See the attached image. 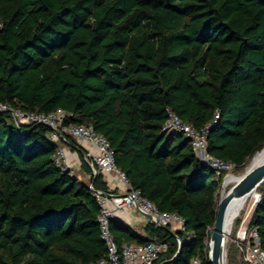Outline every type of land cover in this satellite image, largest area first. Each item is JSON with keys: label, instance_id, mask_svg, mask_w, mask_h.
Returning a JSON list of instances; mask_svg holds the SVG:
<instances>
[{"label": "trees", "instance_id": "obj_1", "mask_svg": "<svg viewBox=\"0 0 264 264\" xmlns=\"http://www.w3.org/2000/svg\"><path fill=\"white\" fill-rule=\"evenodd\" d=\"M0 104L70 113L110 143L135 190L184 220L173 231L115 219L119 245L157 241L167 249L155 264H209L226 172L163 127L171 110L207 128V152L235 175L263 150L264 0H0ZM17 124L0 112V264H97L107 249L89 186L113 193L104 175L74 138ZM60 147L78 150L85 180L56 163ZM257 192L249 228L264 251ZM227 264H247L240 246Z\"/></svg>", "mask_w": 264, "mask_h": 264}, {"label": "built area", "instance_id": "obj_2", "mask_svg": "<svg viewBox=\"0 0 264 264\" xmlns=\"http://www.w3.org/2000/svg\"><path fill=\"white\" fill-rule=\"evenodd\" d=\"M10 112L17 125H46L53 130L51 142L57 143L60 138L72 137L77 142L86 145V154L89 159L93 174H97L96 168L103 174H113L122 186L123 194L115 196L114 193L95 190L93 185L89 188L95 197L100 213L98 217L100 236L106 245L107 255L98 261L97 264H155L167 247L165 244L150 241L144 245L124 243L119 245L112 234L111 222L116 219L117 214L131 209L143 218L144 225H154L156 227L169 228L173 231L184 230V220L181 216L169 212H162L150 201L135 190L127 177L115 164L114 151L110 143L101 135L97 134L92 127L78 126L69 123L72 117L64 110H57L49 115L28 114L12 108L8 104H0V112ZM168 119L164 125L167 133H180L190 140L196 156L205 163H208L214 170L217 177H221L223 172L225 181L233 175L235 168L233 163H224L213 158L206 148L207 128L201 131L186 123L173 111L168 110ZM218 118V116H216ZM216 122V121H215ZM56 163L62 165L64 169H74L69 166L66 158L65 148L60 147L56 155ZM259 232L255 228L247 226L239 238V246L243 254V260L247 264H264V251L261 249ZM198 264L199 259L194 260Z\"/></svg>", "mask_w": 264, "mask_h": 264}, {"label": "water", "instance_id": "obj_3", "mask_svg": "<svg viewBox=\"0 0 264 264\" xmlns=\"http://www.w3.org/2000/svg\"><path fill=\"white\" fill-rule=\"evenodd\" d=\"M258 153L253 156L249 164L250 168L246 167L245 173L242 176H235L233 174L231 176L233 178L232 181L227 182L224 180L220 186L217 214L212 229L213 231H211L209 238V264H227L228 240H226L224 235V223L230 206L234 201L244 199L252 192L258 191V189L264 184V161L257 166H250L254 157ZM232 183L234 185L230 189H227L229 184ZM260 198L261 195L259 194L258 202L260 201ZM181 249L182 246L179 247V252Z\"/></svg>", "mask_w": 264, "mask_h": 264}, {"label": "crops", "instance_id": "obj_4", "mask_svg": "<svg viewBox=\"0 0 264 264\" xmlns=\"http://www.w3.org/2000/svg\"><path fill=\"white\" fill-rule=\"evenodd\" d=\"M81 147L83 148L84 151L86 150V145L81 144ZM65 151H66L67 163L69 164V166H71L75 172L82 175L81 177L82 180H85L86 176L85 175L83 176V173L81 171L82 159L80 158V154L78 153V150L73 151L70 148H65ZM104 178L108 184L110 191H113L115 196H120L123 194L122 186L116 176H114L113 174H106L104 175ZM116 220L124 222L127 226H130L135 229L144 226L143 218L140 215L136 214L135 211H132L131 209L117 214Z\"/></svg>", "mask_w": 264, "mask_h": 264}, {"label": "bare ground", "instance_id": "obj_5", "mask_svg": "<svg viewBox=\"0 0 264 264\" xmlns=\"http://www.w3.org/2000/svg\"><path fill=\"white\" fill-rule=\"evenodd\" d=\"M262 161H264V150L262 152H259L254 157V159H253V161H252V163H251L250 166L251 167L257 166ZM232 180H233V178L232 177H229L227 179V182H230ZM249 199H251L252 200V203L255 204L259 200V193L257 191L252 192L250 195H248L244 199H238V200L234 201L233 204L230 206V208H229V210L227 212L228 215H226L225 223H224V235H225L226 240H228L229 236L232 233L235 220L240 215V213L244 209V207H245L246 203L249 201Z\"/></svg>", "mask_w": 264, "mask_h": 264}, {"label": "rangeland", "instance_id": "obj_6", "mask_svg": "<svg viewBox=\"0 0 264 264\" xmlns=\"http://www.w3.org/2000/svg\"><path fill=\"white\" fill-rule=\"evenodd\" d=\"M250 162H251V160H250ZM250 162H249V164H250ZM249 164L247 167H249ZM245 170L243 172H241L240 175H235V174L234 175L235 176H242L245 173ZM221 185H222V183H221ZM233 185H234L233 183L229 184L227 189H230ZM257 204H258V202H256L255 204L252 203L251 199H249V201L246 203L245 207L247 206L246 207L247 209L244 207V209L242 210V212L240 213V215L237 217V219L234 222L232 233L228 238V243H227L228 248H230L232 246H235V247L237 246L239 248V238H240L241 234L243 232H245L247 226L249 225L251 217L253 216L252 214H253L254 209H255ZM228 248H227V257H228ZM239 252H240V249H239Z\"/></svg>", "mask_w": 264, "mask_h": 264}]
</instances>
